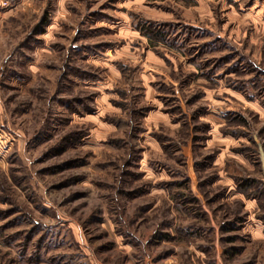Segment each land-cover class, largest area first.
Segmentation results:
<instances>
[{
  "label": "rangeland",
  "instance_id": "1",
  "mask_svg": "<svg viewBox=\"0 0 264 264\" xmlns=\"http://www.w3.org/2000/svg\"><path fill=\"white\" fill-rule=\"evenodd\" d=\"M0 264H264V0H0Z\"/></svg>",
  "mask_w": 264,
  "mask_h": 264
},
{
  "label": "trees",
  "instance_id": "2",
  "mask_svg": "<svg viewBox=\"0 0 264 264\" xmlns=\"http://www.w3.org/2000/svg\"><path fill=\"white\" fill-rule=\"evenodd\" d=\"M190 2V0H185V2ZM141 34L148 38L149 41H157L161 38L156 28L153 27L152 23H148L146 26L139 28Z\"/></svg>",
  "mask_w": 264,
  "mask_h": 264
}]
</instances>
